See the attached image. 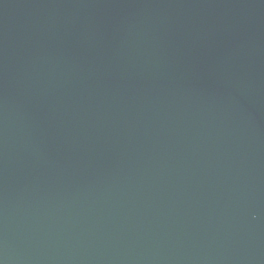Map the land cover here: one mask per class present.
<instances>
[{
	"label": "water",
	"instance_id": "water-1",
	"mask_svg": "<svg viewBox=\"0 0 264 264\" xmlns=\"http://www.w3.org/2000/svg\"><path fill=\"white\" fill-rule=\"evenodd\" d=\"M0 264H264V0H0Z\"/></svg>",
	"mask_w": 264,
	"mask_h": 264
}]
</instances>
